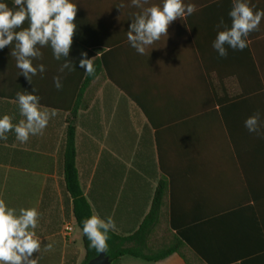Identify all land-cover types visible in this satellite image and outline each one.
I'll list each match as a JSON object with an SVG mask.
<instances>
[{"label": "crops", "instance_id": "0c3cea01", "mask_svg": "<svg viewBox=\"0 0 264 264\" xmlns=\"http://www.w3.org/2000/svg\"><path fill=\"white\" fill-rule=\"evenodd\" d=\"M0 2L14 7L13 0ZM72 2L78 12L71 51L57 61L50 46L41 48L43 58L33 65L46 70L31 83L10 55L15 42L0 50V118L7 114L18 123L23 117L16 93L33 88L41 107L57 113L42 135L26 143L14 132L0 140V198L9 207L40 213L35 231L41 253L31 258L38 264H83L82 235L64 181V141L72 124L74 167L92 213L111 217L118 232L133 225L134 212L145 216L150 209L160 162L167 192L146 245H166L176 232L186 242L184 260L176 254L156 262L123 256L111 264H264V18L243 51L226 45L228 55L220 57L212 47L222 30L216 26L221 18L231 26L233 0H184L196 11L174 21L168 37L142 55L127 40L142 11L131 0ZM245 2L264 10V0ZM152 5L162 6V0L145 7ZM82 51L87 58L102 55L110 79L99 75L79 96L86 75ZM64 60L75 69L60 72ZM55 76L61 77L60 90ZM257 112L259 134L245 127ZM65 223L73 225L69 237L62 234ZM48 243L53 247L45 251Z\"/></svg>", "mask_w": 264, "mask_h": 264}, {"label": "clouds", "instance_id": "9594fccd", "mask_svg": "<svg viewBox=\"0 0 264 264\" xmlns=\"http://www.w3.org/2000/svg\"><path fill=\"white\" fill-rule=\"evenodd\" d=\"M149 0H131V5L142 9L136 14L129 30L127 40L139 54L159 41L161 37H168V29L177 19L191 15L196 11L195 5H185L184 0H162L161 5H148ZM14 7L0 2V50L13 45L10 53L16 60V67L29 83L32 77L45 72V65H33V60L42 59L43 47L50 46L53 57L59 61L66 58L71 51L76 35L75 23L78 7L72 0H13ZM123 7V5H121ZM231 26L224 23L223 18L217 24L219 30L212 47L220 57H227L225 47L243 51L248 46L247 37L258 30L264 10L254 11L245 0H233L228 13ZM25 22L28 27H23ZM20 29V30H17ZM99 53H97L98 55ZM80 67L86 76H94L96 68L94 58H87V52H81ZM74 70L73 65L64 60L59 71ZM57 90L62 88L61 77H53ZM32 93L17 92V102L22 119L13 123V117L3 115L0 118V140H7V133L14 132L16 139L26 143L30 136L42 135L51 118L56 112L42 108L40 97ZM245 127L251 133H260L262 127L260 113L248 117ZM40 213L37 208L9 207L0 198V264H38V258L32 259L34 253H41V239L35 229L39 226ZM82 232L87 237L89 247L98 253L108 249L109 232L115 228L111 217L101 218L93 214L83 220ZM53 245L44 246L50 251Z\"/></svg>", "mask_w": 264, "mask_h": 264}, {"label": "trees", "instance_id": "16d2710c", "mask_svg": "<svg viewBox=\"0 0 264 264\" xmlns=\"http://www.w3.org/2000/svg\"><path fill=\"white\" fill-rule=\"evenodd\" d=\"M94 66L96 68V73L94 76L85 75L79 96L82 95V91L85 89V87L89 85V83L96 79L99 75H103L104 78L107 80L108 78L110 79V76L106 72L105 58L102 55L99 58L94 59ZM109 81L113 83L112 80ZM123 92L129 101L134 103L137 107L141 108L142 110L140 102L135 99L130 92ZM226 100L228 99L226 98ZM222 101H224L223 97H217V102ZM75 111L72 112L70 115L72 119L76 117ZM146 115L147 114L145 113V117H147L148 123H150V119L148 118V115ZM74 138L75 128L72 124H69L66 128V136L64 141V181L68 199L71 201L72 204V215L74 223L76 227L80 230L82 235V244L84 249L83 264H85L91 259L97 257L99 253L95 249L89 247L90 242L82 232L83 220L93 215V213L87 199L82 195L77 179L74 167ZM159 171L161 173V176L158 178L157 185L150 199V209L147 214L145 216H142L141 213L137 214V212H134L133 225L123 227L120 229L119 232L115 229L109 232L110 238L108 240V249L104 253L111 263L116 262L123 256H129L150 262L161 261L172 254H176L183 259L181 251L182 248L185 247L186 242H184V238L180 232H176L174 234V238L171 242L166 245H162L156 249H151L149 248V246L146 245V242L149 239L152 230L159 221L161 206L163 204V200L167 192V181L160 167V162ZM128 180L129 179H127V185ZM143 186L144 188L146 187L147 192H149V184L147 183ZM149 197L150 196L148 195L147 199Z\"/></svg>", "mask_w": 264, "mask_h": 264}, {"label": "water", "instance_id": "95a60500", "mask_svg": "<svg viewBox=\"0 0 264 264\" xmlns=\"http://www.w3.org/2000/svg\"><path fill=\"white\" fill-rule=\"evenodd\" d=\"M85 264H111L104 252H100L97 257L91 259Z\"/></svg>", "mask_w": 264, "mask_h": 264}, {"label": "built area", "instance_id": "2783aa9c", "mask_svg": "<svg viewBox=\"0 0 264 264\" xmlns=\"http://www.w3.org/2000/svg\"><path fill=\"white\" fill-rule=\"evenodd\" d=\"M73 230V225L71 223H65L62 227V234L64 237H69Z\"/></svg>", "mask_w": 264, "mask_h": 264}]
</instances>
